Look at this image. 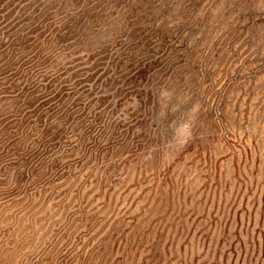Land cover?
Segmentation results:
<instances>
[{
  "label": "rangeland",
  "instance_id": "obj_1",
  "mask_svg": "<svg viewBox=\"0 0 264 264\" xmlns=\"http://www.w3.org/2000/svg\"><path fill=\"white\" fill-rule=\"evenodd\" d=\"M0 264H264V0H0Z\"/></svg>",
  "mask_w": 264,
  "mask_h": 264
}]
</instances>
